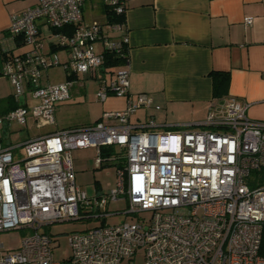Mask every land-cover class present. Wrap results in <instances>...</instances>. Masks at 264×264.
I'll list each match as a JSON object with an SVG mask.
<instances>
[{
  "label": "built area",
  "instance_id": "obj_1",
  "mask_svg": "<svg viewBox=\"0 0 264 264\" xmlns=\"http://www.w3.org/2000/svg\"><path fill=\"white\" fill-rule=\"evenodd\" d=\"M87 1L94 0H38L11 16L9 34L21 36L30 49L19 55L6 52L0 63V77L8 78L19 103L0 114V233L34 232L16 250L0 243V264H121L140 252L144 264H264V122L252 119L249 104L234 96L213 104L200 123L159 130L154 119L131 122L139 108L154 104L140 94L124 110L107 112L91 125L26 139L17 145L22 147L19 157L15 146L4 145L12 122L38 128L55 123L56 105L69 99L73 83L44 84L50 67L97 77L102 101L110 93L129 94L127 70L119 69L110 82L100 77L104 52L128 56L127 34L111 36L123 31L124 23L85 22ZM101 1L113 14L126 12L128 0ZM39 21L53 29L52 44L68 51L66 62L45 52ZM244 24L250 27L253 18L245 17ZM63 27L73 31H57ZM26 96L36 103L27 104ZM102 147L115 150L104 157ZM85 148L96 149L98 167L122 163L116 188L89 195L76 183L72 151ZM119 200L127 202V209L110 211L109 204ZM119 214L133 219L107 223ZM90 219L102 224L73 232L72 254L55 260L53 239L39 229Z\"/></svg>",
  "mask_w": 264,
  "mask_h": 264
},
{
  "label": "crops",
  "instance_id": "obj_2",
  "mask_svg": "<svg viewBox=\"0 0 264 264\" xmlns=\"http://www.w3.org/2000/svg\"><path fill=\"white\" fill-rule=\"evenodd\" d=\"M37 1L0 0V36L3 39L0 63L6 52L19 55L30 49L21 36L11 37L9 26L12 14L33 6ZM107 8L101 0L85 2L84 21H97L106 27L111 23ZM247 16L253 18L250 27L244 24ZM121 22L124 23L123 31L111 36L127 34L128 59L118 67L101 69L100 77L110 82L119 69L127 70L129 94L117 96L110 93L104 101L96 96L99 114L95 120L90 115L62 119L64 106H70L69 102L75 98L87 99V78H94L98 83L96 91L100 89L97 77L68 74L64 70L65 81L73 83L69 99L57 103L54 124L38 128L29 123L24 126L28 130L24 138L15 143L8 138L7 144L15 146V157L22 153V147L19 149L17 145L26 139L91 125L102 120L107 112L124 110L129 100L140 94L149 95L154 104L149 108H139L131 122L139 124L154 119L159 130L200 123L213 104L221 105L229 96L248 103V115L264 122V0H128ZM39 26L45 52L57 54L61 62H66L68 51L52 44L53 29L43 21H39ZM95 47L97 52L102 51L101 42ZM55 67L44 72L43 82L44 79L49 81L50 70ZM213 72L229 75L225 92L218 97L214 94ZM107 73L111 74L110 78ZM28 100L34 101L26 96L30 105ZM16 104L19 103L13 92L0 97V114L14 109ZM9 134L8 131V137Z\"/></svg>",
  "mask_w": 264,
  "mask_h": 264
},
{
  "label": "rangeland",
  "instance_id": "obj_3",
  "mask_svg": "<svg viewBox=\"0 0 264 264\" xmlns=\"http://www.w3.org/2000/svg\"><path fill=\"white\" fill-rule=\"evenodd\" d=\"M48 45V44H47ZM108 78L111 74L107 73ZM65 81V71L62 66H56L50 70L49 83L56 84ZM44 79V84L48 83ZM87 99L83 97L75 98L70 103V106H64L62 119L84 118L90 115V118L95 120L98 118V83L94 78L85 80ZM13 92V87L8 79L0 78V97H6ZM97 92V94H96ZM96 96L98 98H96ZM96 98V99H95ZM31 104L36 101L28 100ZM27 128L16 122L9 125V141L17 142L19 138H24L27 134ZM36 132V131H34ZM32 132V133H34ZM8 138H4V145H7ZM115 149V148H114ZM98 153L95 148L76 149L72 151V160L75 170L76 183L81 186L89 195L96 193H107L111 189L117 187L118 183V166L115 161L104 162L100 167L97 166L96 160ZM110 211L122 212L127 209V202L119 200L109 204ZM147 213H141L140 216H147ZM131 215L119 214L118 216L109 217L107 223L115 224L123 221H131ZM102 223L99 220H76L65 221L51 224L50 226L41 227L39 231L46 232L53 239V257L55 260L63 261L72 254L69 237L73 232H84ZM34 232L31 229H17L0 233V243L7 250H16L19 248L22 238ZM144 264V256L140 252L134 260H126L121 264Z\"/></svg>",
  "mask_w": 264,
  "mask_h": 264
},
{
  "label": "trees",
  "instance_id": "obj_4",
  "mask_svg": "<svg viewBox=\"0 0 264 264\" xmlns=\"http://www.w3.org/2000/svg\"><path fill=\"white\" fill-rule=\"evenodd\" d=\"M107 12L109 16V20L111 23L113 22H121L124 19V15H116L113 14V12L109 9V6H107ZM57 31H67V32H72L73 30L70 27H63L61 29H58ZM127 57H121L117 55L114 52L106 51L104 52V64H103V70L109 69V68H114L118 67L122 64H124L127 61ZM214 81V94L216 97L220 96L225 92V88L228 85L229 81V75L228 73L224 72H213L211 73ZM18 105L16 104L14 108H16ZM114 147H102L101 150V155L102 156H108L109 154L114 152ZM117 166L121 165L122 163H116ZM260 254L264 256V235H263V240H262V245H261V250Z\"/></svg>",
  "mask_w": 264,
  "mask_h": 264
},
{
  "label": "clouds",
  "instance_id": "obj_5",
  "mask_svg": "<svg viewBox=\"0 0 264 264\" xmlns=\"http://www.w3.org/2000/svg\"><path fill=\"white\" fill-rule=\"evenodd\" d=\"M140 192L144 190V185H140L138 188H137Z\"/></svg>",
  "mask_w": 264,
  "mask_h": 264
},
{
  "label": "water",
  "instance_id": "obj_6",
  "mask_svg": "<svg viewBox=\"0 0 264 264\" xmlns=\"http://www.w3.org/2000/svg\"><path fill=\"white\" fill-rule=\"evenodd\" d=\"M19 100H20V102L22 103V102L24 101V97L21 96Z\"/></svg>",
  "mask_w": 264,
  "mask_h": 264
}]
</instances>
